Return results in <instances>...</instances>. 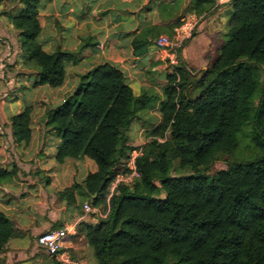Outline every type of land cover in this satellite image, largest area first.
Listing matches in <instances>:
<instances>
[{"label": "trees", "instance_id": "1", "mask_svg": "<svg viewBox=\"0 0 264 264\" xmlns=\"http://www.w3.org/2000/svg\"><path fill=\"white\" fill-rule=\"evenodd\" d=\"M13 1L20 8L9 23L24 57L21 66L35 72V86L60 88L65 63L77 64L76 55L98 43L88 39L74 52L46 53L39 42L40 0ZM227 4V40L213 63L205 70L188 68L182 49L176 68L158 70L165 73L160 121L146 132L135 163L139 179L131 187L110 191L135 148L126 132L141 112L150 111L151 96H136L126 75L103 63L80 75L72 94L46 110L45 126L59 140L56 163L87 158L97 167L81 185L58 192L67 204L78 195L106 212L82 228L96 264H264V0ZM152 6L162 21L174 23L139 30L131 42L134 58H142L160 35L171 36L185 14L202 21L221 7L215 0H148L138 14ZM160 59L150 67L162 66ZM31 113L25 107L5 122L14 144L30 143ZM246 126L254 160L228 163ZM222 157L225 168L208 181L203 172ZM15 172L0 168V182ZM12 235L9 218L0 213V253Z\"/></svg>", "mask_w": 264, "mask_h": 264}, {"label": "crops", "instance_id": "2", "mask_svg": "<svg viewBox=\"0 0 264 264\" xmlns=\"http://www.w3.org/2000/svg\"><path fill=\"white\" fill-rule=\"evenodd\" d=\"M93 1L95 5L88 7L92 0H76L74 6H67L65 0H40L38 19L42 33L39 42L41 38L43 51L53 53L61 49L74 52L88 39L98 43L94 48L81 50L78 55L80 61L77 64L66 62L63 86L50 88L35 86V72L21 67V60L23 62L24 57L17 43V32L8 28L7 21L4 20V17L11 19L15 16L19 11V5L17 1L2 0L4 8L0 12V55L9 50L10 39L14 37L16 60L7 65L10 68L7 75L3 72L0 74V88L2 82L7 84L4 91L0 89V116L1 120L5 119L7 123L10 117L20 114L25 107H31L33 134L30 143L24 147L12 141L8 142L10 129L7 139L0 137V168L7 171L16 168L9 181L0 182V213L5 214L13 226V235L5 250L0 253V264H52L54 260L49 257L46 250L37 245V238L47 231L60 229L70 223L77 224L76 235L65 239L67 252L72 259L89 264L83 258L89 256L91 248L85 241L82 228L86 224L96 223V220L92 217L84 218L82 206L88 202L83 197L76 195L75 204H67L59 198L58 192L74 184L81 185L88 174L96 172L97 167L87 158L66 159L62 164L56 163L55 151L59 140L53 134L51 135L54 136L52 144L54 156L50 154L49 159L38 160L37 154L45 153L38 132L41 127L42 131H48L46 127L37 125L38 120L42 117L44 109L57 107L72 94L80 75L99 64L110 63L118 67L130 83L137 84L139 90L149 89L150 87L147 88L144 83H151L148 76L155 68H151L150 65L159 58V52L153 46L142 58H134L131 55L132 39L146 24L166 28L174 23L162 21L155 6H152L148 13L138 14L148 0ZM221 7L206 19H202L195 36L180 52V58L185 63L193 62L194 58L199 59L206 54V50L196 41L202 34L208 33L207 21L212 20ZM130 11L137 14L134 16L129 13ZM6 13L9 14L3 16ZM160 61L162 66L155 71L165 68L161 59ZM3 66L6 65H2L0 61V71ZM136 70L142 72L135 75ZM129 71L133 72L135 76L133 79ZM24 88L31 90V96L35 93L37 96L24 102L20 94H16L17 89ZM10 93L16 95L7 100Z\"/></svg>", "mask_w": 264, "mask_h": 264}, {"label": "rangeland", "instance_id": "3", "mask_svg": "<svg viewBox=\"0 0 264 264\" xmlns=\"http://www.w3.org/2000/svg\"><path fill=\"white\" fill-rule=\"evenodd\" d=\"M64 3L67 4V6L68 5L74 6V4H76V0H65ZM93 5H95V2L92 0V2H90L88 4V7L93 6ZM3 8H4V5H3L2 0H1L0 1V10ZM19 8H20V6H19ZM0 12H2V10ZM230 12H231V6L227 4V5H225L219 9V13L218 14L216 13L215 17L212 20L207 21V23H209L208 33L202 34L201 37L199 38V40L196 41V43H199V45H201L206 50V54L204 56L200 57L199 59L194 58L193 62H187L186 65L188 68H192L195 71H198L200 69L205 70L206 67H208L211 63H213L218 58L219 53H220V49H221L222 45L227 40V36H226L227 26H228L227 21H228V17H229ZM7 14H9V13H6L3 16H6ZM4 18H5L4 20L7 21L8 28L13 29L9 23L10 17L9 18L4 17ZM40 42H41V38H40ZM10 44L11 45L8 47L9 50L3 55L1 53L2 56L0 55V61H1L2 65H6V66H3V69H2V71H0V74H1V72H3L4 74L7 75L8 74L7 72H9V70H10L9 66H7V65H9V63H12L14 60H16L15 59L16 58V41H15L14 37H12V39H10ZM10 52H11V55H10ZM75 58H79V57L76 55ZM22 63L23 62L21 60V64ZM198 63H200V64H198ZM155 69L153 70L152 74L148 76V78H150L149 80L151 81V83L150 82L144 83V85L147 88L150 87L149 89L139 90V87H137V84L130 83L128 81V83H129L130 87L132 88L134 94L141 95L142 93L146 92L152 98L151 102H150V111L141 112L138 115V118L135 119L131 123L130 127L128 128V130L126 132V137L128 138V144L132 147H136V146L141 145V144L146 142V137H145L146 132L149 131L150 129L154 128L157 125L159 118H160L159 107H160L161 102L164 99V95L162 94L161 89L165 84V79H164L165 73L155 71ZM141 72H142L141 70H136L134 73H135V75H136V73L138 75V73H141ZM129 74H130V77H132V79L135 77V76H133V72L129 71ZM136 79H137V77H136ZM6 80H9V79H6ZM2 83L3 84H2L0 89L2 91H4L5 90L4 88L7 86V84H5V82H2ZM2 87H3V89H2ZM14 94L10 93L7 100H10ZM16 94H20L19 96L21 97V99L24 102H28L27 100H29V98L33 99L35 96H37L36 93L31 96V90L26 89V88L17 89ZM47 109L43 110L42 117L39 118L37 125L46 127L45 121L43 118H44V114H45ZM4 124H5V119L1 120V116H0V137H3V135H4L5 136L4 138H8L9 132H8V129L5 128L6 125L4 126ZM41 128H43V127H41ZM41 128H40V132H38V136H40V143L44 144L45 153L44 152L38 153L36 158L38 160L44 161L45 159L50 158L49 157L50 154H53V156H54V154L56 152V151L55 152L53 151V147H52L55 135L53 132L50 131L49 127H46L48 129L47 132L42 131ZM141 129H144V131L142 132ZM251 131H252L251 126H246L242 130L241 134L239 135L238 147L232 155L228 156V163H232V162L248 163V162H251L254 160V158H253L254 152H253V148H252V144H251V137H252ZM51 134H53L54 136ZM10 141H11V139L8 138V142H10ZM20 145L24 147V144L21 143ZM223 159L224 158L222 157V159L220 161L213 164L211 166V168L209 169V171L203 172V175L205 176V178L208 181H210L214 178L216 172L225 168V163H223V161H224ZM124 165H125V162L123 163L122 166L124 167ZM175 166H177V162H175ZM171 176L173 177L174 173H171ZM5 181H9V179L5 180ZM49 190H51V189H49ZM89 253H90L89 256L84 257L83 259L89 264H96V261L93 257V253H92L91 249L89 250ZM25 264H30V263H25Z\"/></svg>", "mask_w": 264, "mask_h": 264}, {"label": "built area", "instance_id": "4", "mask_svg": "<svg viewBox=\"0 0 264 264\" xmlns=\"http://www.w3.org/2000/svg\"><path fill=\"white\" fill-rule=\"evenodd\" d=\"M230 1L215 0V7L227 4ZM200 23L201 17L187 13L181 18L180 25L173 29L171 36L160 35L153 42L154 48L159 52V56L168 70H173L177 67L179 51L192 39ZM145 143L136 146L130 151L123 167L127 171H121L114 175L110 191L120 185L131 187L139 179L135 163L137 158L142 155ZM82 211L84 218L92 217L97 221L106 217V212L102 207H93L90 203H85L82 206ZM76 225V223H70L60 229L50 230L41 234L37 238V245L46 250L49 257L57 264H84L81 261L72 259L64 245L67 237L76 235Z\"/></svg>", "mask_w": 264, "mask_h": 264}]
</instances>
